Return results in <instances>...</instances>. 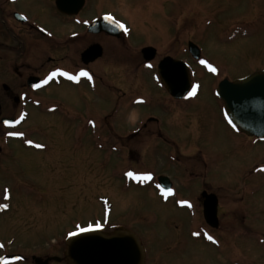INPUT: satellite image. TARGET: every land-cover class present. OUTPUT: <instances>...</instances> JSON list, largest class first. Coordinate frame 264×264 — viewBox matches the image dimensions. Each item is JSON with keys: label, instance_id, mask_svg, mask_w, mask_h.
<instances>
[{"label": "rangeland", "instance_id": "1", "mask_svg": "<svg viewBox=\"0 0 264 264\" xmlns=\"http://www.w3.org/2000/svg\"><path fill=\"white\" fill-rule=\"evenodd\" d=\"M88 4L87 16L110 11L116 21L128 26L130 46L153 44L157 59L169 56L189 63L193 71L192 85L198 87L195 95L183 104L185 111L166 117L167 123L160 127L164 139L150 138L149 133L144 135L147 130L156 128L152 124H147V130L142 129L137 137L130 136L149 115L145 113L154 109L149 103L128 105L133 96L149 98L154 94L147 79L139 76L129 83L123 77L118 79L120 92L115 93L117 110L111 123L115 139H106L111 131L107 134L106 129L101 128L103 138L99 140L103 146L98 149L92 138L94 132L90 130L81 139H75L72 126L71 137L65 136L64 120L56 114L53 139H50L56 165L48 179L49 187L45 189V196L52 203L58 202L51 205L55 207L50 210L56 213V221H44L38 225V230L50 232L56 239L69 229L78 232L77 226L91 225L106 235L119 223L144 238L152 252L151 259L159 255L154 264H264V186L254 194L242 192L243 204L251 203L254 210L261 207L258 218L245 224H221L215 233L218 242L214 249L207 243L204 235L207 232L197 209L160 203L154 182L155 176L167 174L169 162L182 164L177 166L180 169L184 166L198 168L195 159L188 160V154L191 158L195 155L190 146L203 150L200 156L213 169L214 183L218 187L225 183L234 185L241 168H249L264 159V151L259 146L242 145L245 138L227 128L220 100L214 97L216 84L223 78L235 81L264 68V0H88ZM21 7L35 14L34 3L25 1ZM188 42L199 48V62L205 60L216 65L219 76L208 74L210 70L204 64L196 65L189 59ZM119 52L115 80L119 76L117 71L127 77L129 69H134L129 53ZM50 96L68 105L70 110L87 111L88 117L93 118H99L102 112L110 113L111 106L114 107L109 94L105 93L103 99L98 100L89 94L87 103L73 97L69 87L56 90ZM133 112L136 117L132 120ZM40 123L39 120L37 124ZM146 139L153 140L144 147ZM115 142L126 149L120 147L118 151H111ZM134 146L135 154H131L127 147ZM128 171L151 173L152 179L137 181L125 175ZM36 172L38 183H43L42 173ZM60 187L66 193V202L69 200L66 206L64 201H59ZM217 193L223 200L225 193ZM12 200L20 215L26 216L31 194L21 191ZM194 232L201 233L200 240L194 239ZM167 247L174 248L180 256L166 259L168 257L162 253ZM56 254L60 257L61 251ZM227 257L229 263L225 260Z\"/></svg>", "mask_w": 264, "mask_h": 264}, {"label": "flooded vegetation", "instance_id": "2", "mask_svg": "<svg viewBox=\"0 0 264 264\" xmlns=\"http://www.w3.org/2000/svg\"><path fill=\"white\" fill-rule=\"evenodd\" d=\"M25 1L36 5L34 15L30 14L28 10L22 9L21 6ZM88 5V0H0V204L9 205L7 209H0V245H2L0 258L7 259L8 264H71L67 252L68 240L72 237L68 235L71 229L56 239H54L56 236H52L50 232L44 233L38 230V225L42 222L56 221L54 219L56 213L54 211L50 213V210L55 207L51 205L58 202L52 203L45 196V189L49 187L47 185L50 183L48 179L54 173L56 165L55 152L51 151L52 144L50 143V139H53L56 114L61 117L60 120H64L63 134L65 136L67 134V137H71L72 126L75 139H81L90 130L94 132L92 138L98 149L99 146H103L99 140L103 138L101 128L106 129L107 134L111 131L110 137H106V139H115L111 123L115 120V111L117 110L114 97L116 92H120L117 84L119 78L123 77L128 83L132 79L136 80L137 76L146 78L150 89L154 92L149 98L136 95L130 99L129 106H143L149 103L154 108L153 111L145 113L149 115H146L144 122L130 135L131 138L137 137L142 129L147 130V124H152L156 128L147 130L144 135L149 133L150 138L164 139L160 127H164L162 124L167 123L166 117L173 112L185 111L187 108L183 107V104L192 97L173 98L165 89L158 75V65L163 59L170 58L184 62L182 59L169 56L157 59L153 44L137 48L130 46L128 38L131 29L128 26H126L127 31L122 29L118 37L115 36V32L112 35L104 31L91 30L94 23L109 14L114 18L115 15L107 11L89 17L87 16ZM106 25L115 31L113 23L106 22ZM98 28L97 26L96 29ZM188 43L186 51L189 59L196 65L201 64L200 58L193 60L191 57ZM150 48L153 49V53L151 51L146 52L147 54L143 53V50ZM180 49L182 50V47ZM120 50L129 53L134 69L132 71L128 68L130 71L125 75L127 77L117 71L116 74L119 76L115 80V70H118L115 61H117V54L120 53ZM184 63L188 66L191 80L193 71L189 63ZM214 67L217 71H210L208 74L219 76L218 67L216 65ZM58 70L72 75H79L81 70H85L92 79L80 77L79 81H72L58 74L45 84L44 80L52 72ZM259 71H264V68ZM67 87L70 88L71 95L77 97L80 103L82 101L87 103L89 94L97 100L98 98L103 99L102 94H109L114 107L111 106L110 113H100L99 118L88 117L87 111L70 110L68 105H64L50 96L54 91H60ZM157 91H160V94H156ZM221 106L227 128L245 138L242 145L259 146L260 150L264 151V139L247 137L230 127L222 103ZM21 115L24 116L23 120H20ZM34 117L37 118L35 121ZM132 117V120L135 119V112L132 113ZM6 120H20V122L6 125L4 124ZM39 120L41 123L37 124ZM8 132H22L24 136L9 137ZM27 140H32L34 144H27ZM127 140L131 141L132 139ZM152 140L146 139L144 147L146 144L152 143ZM36 144L43 145V147H35ZM111 147V151H115V149L118 151L120 147L126 149L118 142H115V145ZM127 149L131 154H135V146L132 149L127 147ZM190 149L194 150L195 155L191 158V154H188V160L195 159L199 167L192 169L184 166L180 169L177 166L181 167L182 164H169V162L167 167L170 170L167 174L161 175L167 180L164 187L159 185V176H155L156 198L162 204L170 203L184 209L189 207L178 202L189 201L200 214L204 230L216 241L214 243L207 239L208 245L215 249L218 242L215 233L221 224H245L254 222V218H258V211L261 207L258 206L256 211L253 209V205H250L251 203L243 204L245 200L243 193L254 194L260 186H264V170H262L264 169V159H257L258 161L249 168H241L234 185L225 183L218 187L214 183L213 169L209 168L206 159L200 156L203 150L194 146H190ZM36 171L43 175L40 179L43 182L41 184L38 183L39 179L37 178V180L34 176ZM169 188L172 189V193L164 196L162 189ZM5 190L9 193V199H4ZM21 191L32 196L26 216L20 215L12 200ZM217 192L225 193L223 200ZM203 193L215 198L216 227H210L205 223L203 204L206 195L203 196ZM226 196L232 200L227 199ZM58 197L60 202L64 201L65 206L68 204L69 200L66 202V193L62 192V187L58 189ZM250 233L244 232L246 235H250ZM111 234H115V237H122L119 246L128 248V253L124 258L125 264H154L155 258L159 256L151 259L152 252L147 242L127 225L115 223ZM132 238L138 243V256L135 254V248L132 249L134 252L131 254ZM200 238V236H194V239L200 240ZM40 240L49 241L45 243ZM41 243H43L42 246H40ZM59 250L61 251L60 257L56 254V251ZM165 250L166 252L162 254L168 257L166 259L171 260L175 255L180 256L172 247H167ZM16 257L21 259L17 260ZM225 260L227 263L230 262L229 257ZM209 263L219 264L217 262ZM0 264H4L3 259H0Z\"/></svg>", "mask_w": 264, "mask_h": 264}, {"label": "water", "instance_id": "3", "mask_svg": "<svg viewBox=\"0 0 264 264\" xmlns=\"http://www.w3.org/2000/svg\"><path fill=\"white\" fill-rule=\"evenodd\" d=\"M107 19H102L91 26V30L104 31L118 37L120 29L115 24V31L106 25ZM97 26L99 27L98 29ZM188 50L191 57L197 60L200 51L196 45L189 42ZM153 49H145L143 53ZM89 53V52H88ZM158 75L165 89L173 98H185L190 90V77L185 63L170 58L163 59L158 65ZM215 96L222 102L228 123L247 137L264 139V71L235 80H222L216 87ZM234 125V126H233ZM159 184L167 183L166 178L159 177ZM164 187V186H163ZM203 196L206 194L203 193ZM216 202L214 196L206 195L203 204V217L210 227H216ZM122 237L115 234L104 235L99 231L80 232L68 241L67 252L71 264H125L128 248L119 246ZM138 256V243L131 239V254ZM131 259V258H130ZM139 262V260H138Z\"/></svg>", "mask_w": 264, "mask_h": 264}, {"label": "snow or ice", "instance_id": "4", "mask_svg": "<svg viewBox=\"0 0 264 264\" xmlns=\"http://www.w3.org/2000/svg\"><path fill=\"white\" fill-rule=\"evenodd\" d=\"M105 19H107L110 23H113L115 24L117 27L123 29L124 31H127V28L125 27V25L119 21H116L115 18L113 16H111L110 14L107 15L105 17ZM201 64H204L210 71L212 72H216L217 69L215 67H213L212 64L208 63L207 61L205 60H202L200 61ZM149 67H151V65H148ZM62 75V76H65L67 77L69 80H72V81H79L80 77H87L89 80L92 79V77L89 75V73L85 70H81L79 75H72L68 72H64V71H56V72H52L45 80H44V83H48L49 80H51L53 77H55L56 75ZM37 87H39V85H37ZM196 87L198 86H193V89L192 91L189 92V96H193L195 95V91H196ZM24 119V116L21 115L20 117V120H23ZM20 120H15V121H4V124L6 125H12L14 123H19ZM229 123H231V121H229ZM234 126V125H233ZM7 135L9 137H23L24 136V133L22 132H8ZM27 144L29 145H33L34 142L32 140H27L26 141ZM35 147H43V145H39V144H36L34 145ZM264 170V169H262ZM125 175L131 179H134V180H137V181H150L152 179V175L151 173H134L132 171H128L125 173ZM157 187H160L159 185H157ZM172 193V189H162V194L164 196H168ZM9 193L7 190H5V195H4V199H9ZM179 204L181 205H187V207L191 208L192 207V204L189 202V201H185V200H181L178 202ZM9 207L8 204H0V209H7ZM78 229H79V232H87V231H91L93 230L92 229V226L89 225L87 228H83V227H79L77 226ZM98 227V226H97ZM78 233L77 232H69V236H75L77 235ZM193 235L195 236H199L201 235V233L199 232H194ZM204 235L206 236V238L214 243H216V241L214 240V238L211 236V235H208L207 233H204ZM0 247H2V245H0ZM0 259H3L4 260V264H8V261L7 259H4V258H0ZM17 260L21 259L20 257H16Z\"/></svg>", "mask_w": 264, "mask_h": 264}]
</instances>
